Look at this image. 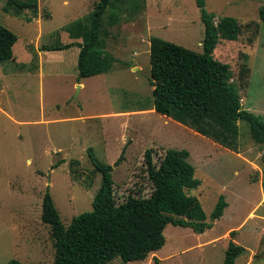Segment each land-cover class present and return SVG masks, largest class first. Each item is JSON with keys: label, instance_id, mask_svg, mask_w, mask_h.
I'll return each mask as SVG.
<instances>
[{"label": "rangeland", "instance_id": "rangeland-1", "mask_svg": "<svg viewBox=\"0 0 264 264\" xmlns=\"http://www.w3.org/2000/svg\"><path fill=\"white\" fill-rule=\"evenodd\" d=\"M97 2L39 0L38 17L28 10L6 12L7 0L0 2V24L19 37L15 59L0 64V264H54L43 197L49 188L66 227L92 211L103 176L95 171L90 148L113 166L118 203L150 197L146 151L152 150L156 164L169 149L189 151L201 185L188 194L199 199L212 224L202 234L169 224L165 246L145 261L109 264H223L233 230L234 241L246 249L235 264H264V140H253L248 124L240 122L233 151L150 109V40L159 37L202 53L205 26L196 0H146L142 12L113 25L107 15L105 48L119 62L109 73L79 81L77 46L44 48L81 42L65 28L87 19ZM263 5L264 0H206L216 23L231 16L241 24L238 40L222 39L214 56L230 66L244 109L264 119ZM221 195L228 206L214 220Z\"/></svg>", "mask_w": 264, "mask_h": 264}, {"label": "trees", "instance_id": "trees-1", "mask_svg": "<svg viewBox=\"0 0 264 264\" xmlns=\"http://www.w3.org/2000/svg\"><path fill=\"white\" fill-rule=\"evenodd\" d=\"M196 4L205 26L202 53L159 37L150 40L149 84L153 87L150 109L237 151L240 122L248 124L253 140H264V119L244 109L239 90L230 79V66L214 56L222 39L238 40L241 24L231 16L216 23L215 14L206 10V0H196ZM145 6L146 0H98L87 19L77 20L65 28L72 39L81 42L44 50L63 51L77 46L79 81L109 73L119 60L105 48V39L109 36L105 26L107 15L109 25H113L122 17L142 12ZM4 9L17 15L28 10L38 17L39 0H7ZM259 16L264 22V5L259 9ZM18 39V35L0 24V64L15 59L14 46ZM88 155L95 171L103 176L92 211L74 217L66 227L49 188L43 197L42 221L51 227L55 239L54 264H109L116 259L124 263L145 261L165 246V229L169 224L191 228L199 234L212 226L199 199L188 194L201 185L195 177L189 151L169 149L159 164L154 162L152 150L146 151L144 163L152 185L151 195L129 196L122 203L115 197L113 166L98 160L92 148L88 149ZM123 157L124 151L117 165ZM227 206L221 195L212 219H220ZM235 235L236 230L230 232L223 264H235L246 251L234 241ZM7 264L24 263L13 259Z\"/></svg>", "mask_w": 264, "mask_h": 264}, {"label": "crops", "instance_id": "crops-1", "mask_svg": "<svg viewBox=\"0 0 264 264\" xmlns=\"http://www.w3.org/2000/svg\"><path fill=\"white\" fill-rule=\"evenodd\" d=\"M80 50V49H79Z\"/></svg>", "mask_w": 264, "mask_h": 264}]
</instances>
